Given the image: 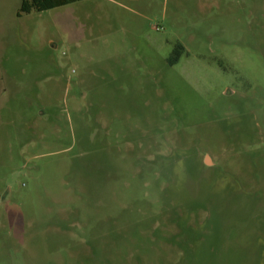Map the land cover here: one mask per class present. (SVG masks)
Returning a JSON list of instances; mask_svg holds the SVG:
<instances>
[{
	"label": "rangeland",
	"instance_id": "1",
	"mask_svg": "<svg viewBox=\"0 0 264 264\" xmlns=\"http://www.w3.org/2000/svg\"><path fill=\"white\" fill-rule=\"evenodd\" d=\"M21 2L0 0V264H264V0Z\"/></svg>",
	"mask_w": 264,
	"mask_h": 264
},
{
	"label": "trees",
	"instance_id": "2",
	"mask_svg": "<svg viewBox=\"0 0 264 264\" xmlns=\"http://www.w3.org/2000/svg\"><path fill=\"white\" fill-rule=\"evenodd\" d=\"M83 1L87 0H22L17 16L22 17L33 12L42 13ZM184 52L185 48L181 45H177L172 57L169 59V63L171 65L178 64Z\"/></svg>",
	"mask_w": 264,
	"mask_h": 264
}]
</instances>
